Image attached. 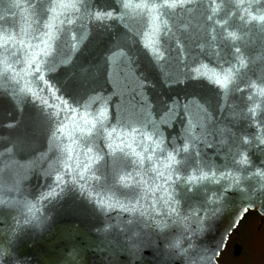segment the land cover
Segmentation results:
<instances>
[{"label":"water","instance_id":"water-1","mask_svg":"<svg viewBox=\"0 0 264 264\" xmlns=\"http://www.w3.org/2000/svg\"><path fill=\"white\" fill-rule=\"evenodd\" d=\"M255 209L264 0H0V264H219Z\"/></svg>","mask_w":264,"mask_h":264},{"label":"flooded vegetation","instance_id":"flooded-vegetation-1","mask_svg":"<svg viewBox=\"0 0 264 264\" xmlns=\"http://www.w3.org/2000/svg\"><path fill=\"white\" fill-rule=\"evenodd\" d=\"M219 264H264V216L249 210L229 235Z\"/></svg>","mask_w":264,"mask_h":264},{"label":"clouds","instance_id":"clouds-1","mask_svg":"<svg viewBox=\"0 0 264 264\" xmlns=\"http://www.w3.org/2000/svg\"><path fill=\"white\" fill-rule=\"evenodd\" d=\"M126 7H132V5H126Z\"/></svg>","mask_w":264,"mask_h":264}]
</instances>
